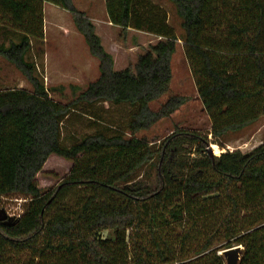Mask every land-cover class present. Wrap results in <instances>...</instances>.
I'll return each mask as SVG.
<instances>
[{
	"label": "trees",
	"instance_id": "obj_1",
	"mask_svg": "<svg viewBox=\"0 0 264 264\" xmlns=\"http://www.w3.org/2000/svg\"><path fill=\"white\" fill-rule=\"evenodd\" d=\"M104 1L112 25L158 38L133 67L113 68L72 0H0V58L32 88L0 90V197L26 200L17 217L0 207V264H226L219 251L234 244L237 264H264V142L244 153L206 149L208 134L223 147L219 137L264 116V0H169L211 126L175 127L157 146L136 133L185 102L170 95L149 107L169 89L177 36L153 0ZM43 3L70 13L98 60V77L69 103L49 96L28 58L43 44ZM99 102L130 105L127 120L65 145L64 118ZM52 154L73 166L43 192L35 178ZM76 189L82 201L65 204Z\"/></svg>",
	"mask_w": 264,
	"mask_h": 264
},
{
	"label": "rangeland",
	"instance_id": "obj_2",
	"mask_svg": "<svg viewBox=\"0 0 264 264\" xmlns=\"http://www.w3.org/2000/svg\"><path fill=\"white\" fill-rule=\"evenodd\" d=\"M153 1L167 11L168 22L174 29L177 42L176 50L171 58L172 77L169 89L165 94L151 101L149 107L152 110H157L170 95L185 97V102L169 116L159 119L149 129L136 133L137 137H144L157 146L175 127L206 132L210 130L211 125L210 119L198 97L193 77L184 56L183 32L174 5L169 0ZM72 3L78 10L83 11L93 23L95 32L99 36L104 49L112 56L115 70L133 67L138 55L145 52L158 39L154 35L141 31L122 29L110 25L104 0H72ZM44 13L47 30L45 29L46 42L42 46L44 54L42 60L44 58V64L48 60V68L49 62L57 68L49 70L51 72L48 71L47 77L45 70L43 71L41 60L39 63L40 70H37V73L42 78L52 99L69 103L77 98L79 92L84 90L90 81L98 77V60L89 53L84 38L75 29L68 11L54 4L45 3ZM55 22L59 23L61 27H53L52 23ZM40 46L34 45V49L28 55L29 59H34L33 55L35 54H40ZM69 52L72 55L76 54L74 58H82L86 53V56L92 61L83 70L76 61L72 63L67 61L70 58ZM0 87H6L5 89H32L22 74L2 58ZM130 111L131 107L128 104H113L110 102H99L94 105L80 104L68 113L61 124L62 142L65 145H70L83 135L102 131L107 127L114 129L123 125ZM208 141V146H211L212 150L214 146L220 150L219 153L215 154L213 152L212 155H218L226 150L248 152L264 142V116L240 131L229 132L219 137L223 147H219L215 143V138L211 134H208ZM192 156H195V154L192 153ZM72 166L73 162L71 160L55 154L50 155L36 175L35 179L38 186L43 192L50 191L70 172ZM84 196L83 189H76L68 193L63 202L71 206L76 205L82 201ZM25 201V198L20 195L2 196L0 197V207L4 215L17 217L23 213ZM241 249V245L234 244L221 249L219 254L223 256L226 264H237Z\"/></svg>",
	"mask_w": 264,
	"mask_h": 264
},
{
	"label": "crops",
	"instance_id": "obj_3",
	"mask_svg": "<svg viewBox=\"0 0 264 264\" xmlns=\"http://www.w3.org/2000/svg\"><path fill=\"white\" fill-rule=\"evenodd\" d=\"M44 6H45V3H43V25H44V39H43V44L46 42V39H45V29L47 30V25H46V20H45V13H44ZM52 24H53V27H55V28H60L61 27V25L59 23H57V22L52 23ZM109 24L111 25L110 22H109ZM60 34H61V32H60ZM43 44H41V46L39 48L41 50L40 54L33 55V58H34L35 63H36V68H37L38 71L40 70L39 63L42 60V55H44L43 54V49H42ZM68 55H70L69 56L70 58H69V60L67 59V61H69L71 63L76 61V63H78V65H80V68L83 69V70H85L87 68V66H88V63H90V61H92V59H90L88 56H86V53L83 55L84 57H82V58H80V57H75L74 58V56H76L75 53L72 55L69 52ZM42 64H43V67H42L43 68V71L45 70V74L47 75V77H48V71L49 70L56 69L57 68V66L52 65V63H50V62H49V68H48V60H46V64H44V58L42 60ZM73 64H75V63H73ZM0 66H1V58H0ZM49 72H51V71H49ZM5 88L6 87H0V90H5Z\"/></svg>",
	"mask_w": 264,
	"mask_h": 264
},
{
	"label": "water",
	"instance_id": "obj_4",
	"mask_svg": "<svg viewBox=\"0 0 264 264\" xmlns=\"http://www.w3.org/2000/svg\"><path fill=\"white\" fill-rule=\"evenodd\" d=\"M207 152L209 153V154H212L213 153V150L211 149V146H207ZM4 213V212H3Z\"/></svg>",
	"mask_w": 264,
	"mask_h": 264
},
{
	"label": "bare ground",
	"instance_id": "obj_5",
	"mask_svg": "<svg viewBox=\"0 0 264 264\" xmlns=\"http://www.w3.org/2000/svg\"><path fill=\"white\" fill-rule=\"evenodd\" d=\"M213 152L215 153V154H217V153H219L220 152V150L217 148V147H213Z\"/></svg>",
	"mask_w": 264,
	"mask_h": 264
}]
</instances>
